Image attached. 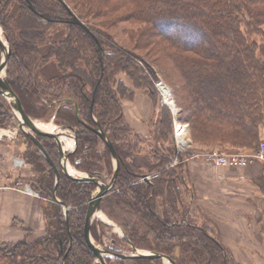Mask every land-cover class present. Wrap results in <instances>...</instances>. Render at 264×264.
Returning a JSON list of instances; mask_svg holds the SVG:
<instances>
[{
    "label": "trees",
    "instance_id": "obj_1",
    "mask_svg": "<svg viewBox=\"0 0 264 264\" xmlns=\"http://www.w3.org/2000/svg\"><path fill=\"white\" fill-rule=\"evenodd\" d=\"M107 1L83 0V4L102 15ZM124 2L133 8V19L150 26L141 37L147 40L156 35L167 44V57L179 69L187 90L179 101L187 108L191 129L197 134L195 143L202 144L203 151L257 153L264 142V10L259 8L264 0ZM15 3L12 27L3 28L11 45L6 79L31 119L48 122L56 116V125L76 131L78 148L71 164L98 178L112 170L111 156L108 150L99 149L102 141L83 124H100L120 162L115 187L102 199L101 209L123 230L124 242L166 255L177 264H239L220 239L208 232L209 224L197 227L188 217L190 209L179 181L190 200L193 192L186 182L185 165L173 164L190 154L181 156L174 146L166 148L146 168L153 175L152 182L141 181L145 166H137L133 158L141 153L142 140L148 137L127 123L122 100L133 99L140 90L157 103V77L152 66L140 67L133 56L111 41L103 42L84 23L74 24L76 16L64 0ZM62 23L69 29L68 36L61 42H49L48 32ZM102 44L107 51H100ZM53 57L60 76L47 79L42 70ZM120 73L128 75L134 89L117 81ZM12 116L0 93V128H7ZM159 119L158 142L172 145V112L162 111ZM38 139L50 157L56 158L54 141L44 136ZM28 143L24 159L35 174L29 185L44 201L45 234L35 241L5 243L0 246V260L5 258L6 264H93L95 256L85 242L84 228L96 186L61 175L57 199L70 208L66 217L53 195V168L38 148ZM104 229L103 224H93L91 234L96 242H101ZM108 264L162 261L116 259Z\"/></svg>",
    "mask_w": 264,
    "mask_h": 264
},
{
    "label": "rangeland",
    "instance_id": "obj_2",
    "mask_svg": "<svg viewBox=\"0 0 264 264\" xmlns=\"http://www.w3.org/2000/svg\"><path fill=\"white\" fill-rule=\"evenodd\" d=\"M64 1H65V3H67L70 10L76 16V18L80 22L84 23L88 28H90L96 37L102 39L103 42H105V40L111 41L115 47L122 50L123 52H126L128 55H131L136 60H138L137 62H138V65L140 67H143L144 64L147 66L151 65L155 74H156L157 80L155 82V87L158 90L157 103H154V101L145 92L140 91V90L135 91L133 99L122 100V108H123L124 117L126 118V115H128V118L130 117L132 120H134V124H136L138 127L144 126V128L147 130L146 134H141L133 128L139 134H141L145 137H148V138L142 140L141 149H140L141 153H136L134 155L135 157L133 158V159H135L134 163H136L137 166H140V164H143V166H145V168L142 170V172L145 174L144 176H147V181L144 178H142L141 179L142 182H147V183L152 182L153 175H149L150 173H148V170L146 168H149L151 166L149 164L151 162H154V158L156 156H160L163 153H165V150L168 147L172 148L174 146V148L176 149L175 143H173V142H172V145L171 144L169 145V143H165V142H158V138L160 137L159 132H160V128H161V126L159 124V122H160L159 115L164 110L165 111L170 110L168 107H165L162 105L163 96L157 87V85L159 83H162L170 92L171 99L173 100V103H174V105L176 107V111H177V117H176L177 121L183 125H188V127H189V136H190L189 139L191 140V142H190L191 152L199 153L200 150H202V152H205V153H215V154H239L240 153V152H230V151L227 152V151L216 150V149H209V150L203 151L204 149H202V148H204V146L202 144H198V143L196 144L195 143L193 137L197 134L195 131H193L191 129V125L189 122L190 117H189V114L187 112V108L184 107L183 104H181V101H179V98H181V96H185L187 93L185 83H184V80H183V78L179 72V69H177L175 64L167 57V51H166L167 44H165L162 41H160L159 39H157L156 35H153L155 37H153L151 39H147V40L144 39L143 37H141L142 34L146 33L150 29V26L144 22L133 19V17H132V9L133 8H131V6L128 3L124 2V0H108L103 5L102 9L105 10V12H104V14L101 15L98 12H96L95 10H91L88 7H86L83 4V0H64ZM14 6H16L15 0H5V2L0 0V29L2 32L1 38L3 41L5 40L3 35H6L3 28L8 29L9 27H12L11 17H12V12H13ZM259 8L261 10H264V5L260 6ZM64 19H66V17H64ZM68 30L69 29H68L67 25L64 23L55 24L51 28L50 32H48L47 39L51 43L54 41L55 42L56 41L61 42L68 36V33H69ZM147 42H149V43H147ZM49 45H51V44H49ZM101 51H104V52L107 51V48L105 46H103V44L101 46ZM1 55H2V52L0 49V58H1ZM10 57H11V53H10ZM10 57L8 59V62H7V67L4 71L5 77H7V74H8ZM84 59H85V57H84ZM56 61H57V59L55 57H53V60L49 63V65H46L43 68V70H42V76L43 77H45L47 79H51V78H55V77L60 76V72L58 70V66H57ZM117 81L119 83L120 82L123 83L129 89H134V85H133L132 81L130 80L128 75H126L124 73H120L117 75ZM137 96L138 97L140 96L142 98L145 96L153 104V107H152L153 111L151 113L152 115L146 121H144L142 119V116H143L142 111H144V109L142 110L141 105H140V102L142 101V99L137 98L139 100L138 104L135 102V99ZM94 120L97 121L96 118H94ZM35 121L39 126H41V127L44 126L43 128L48 129V130H52L55 126H57L53 122V119H51V121H48V122L42 121V120H35ZM126 121H127V119H126ZM127 123H128V121H127ZM83 125L85 127H86V125L89 126V124L87 122H85ZM18 127H19V121H18L17 117L15 115H13V117L10 119V122H8V127L5 129L4 128H0V129L5 130V131H9V130L10 131H14V130L19 131ZM154 132H156L155 136H154ZM173 137H174V129H173ZM49 139H52V138H49ZM19 140L21 141V144L23 145V148H24L22 157L19 160H21V161H23V163H25L24 152L29 147L28 140L30 142H32V141L25 134H23L21 131L19 133ZM68 140L69 139H67V138L60 137V141H61L62 146H64ZM53 141L56 145L55 148H57V150H56L57 151V157L55 158V156H54L53 158H51L50 155L49 154L48 155L53 160V162L57 165L59 170L61 171L60 166H59V157L60 156H59V152H58V147H57L55 140H53ZM0 144H3L1 137H0ZM77 148H78V142L76 145L73 144V146L71 148V152L73 151L72 154H74L77 151ZM103 148L108 150L105 147L104 143L101 142L99 149H103ZM205 149H207V148H205ZM176 152H177V149H176ZM72 154L70 155V157L68 159V165L70 168L76 170L70 161ZM138 154H140V156H138ZM182 155L185 156V155H187V153L182 154ZM110 156H111V154H110ZM178 159L180 162L179 164L186 166V164H187L186 159L188 160V158H186V159L184 158L185 160L184 159L182 160L180 158H178ZM111 160H112V170L111 171H105L102 174V176L99 178L102 182L109 183L112 179L113 172L115 169L114 159L112 158V156H111ZM149 161H150V163H149ZM175 161H176V159H175ZM175 161H174V163H175ZM0 172H1V170H0ZM178 172H180V170ZM181 172H183V171L181 170ZM33 175H35V174H33ZM61 175H63V174L61 173ZM30 181L31 180H29L28 182H26L24 184H26L27 186L30 187V185H29ZM178 184L180 186V190L182 192V195H183L182 197H183V200L185 201V205L188 206V208L190 209L188 211L189 219H192L194 224L196 223V225H198L197 227L205 226L206 224H209L210 230L208 232L210 234L212 233V234H214V236L218 237L217 234L215 233V228L211 225L209 220L207 218H205V216L203 214H201V212L195 211L193 209L192 200H190V196L185 192L184 187L182 186L180 181ZM24 188L26 189V186ZM96 190H97V188L95 189V191ZM24 192H26V191H24ZM42 202H43V208H44V201H42ZM158 204H160V199L158 200ZM160 211L161 210H159V212ZM102 213H103V211H102ZM43 215H44V210H43ZM103 215L104 216H97L95 221H94V223H100V224H103L105 226V229L103 231L104 235L101 238V242L98 243L94 240L95 243L99 247H101L102 249H107V250L111 251L112 253L122 254V255L123 254L133 255V254H135L134 252L136 250H138L139 252H142V253H145V252L146 253H152L149 250L135 249L131 245L126 244L124 242L125 234H124L123 230L116 223H114L113 221L108 219L104 213H103ZM44 220H45V216H44ZM107 221H109L111 223L108 224ZM112 224H114L116 227L112 226ZM21 228L23 229V227H21ZM45 228H46V223H45ZM98 228L102 229V227H100V226H98ZM99 232H101V230ZM29 235L30 234H28L25 237V239H27L28 241H35L36 239H38V238L32 239V240L28 239ZM20 241H22V240H20ZM14 243H16V242H14ZM4 244L5 243H2V244H0V246H4ZM116 259H121V258H116L114 256L105 257V261L107 264H108V260L115 261ZM1 262H2V264H6L7 261L4 258V259L0 260V263ZM175 263L177 264V262H175ZM93 264H99V263H97L96 258H95V261ZM162 264H170V263L168 261H162Z\"/></svg>",
    "mask_w": 264,
    "mask_h": 264
},
{
    "label": "crops",
    "instance_id": "obj_3",
    "mask_svg": "<svg viewBox=\"0 0 264 264\" xmlns=\"http://www.w3.org/2000/svg\"><path fill=\"white\" fill-rule=\"evenodd\" d=\"M144 121L151 117L153 104L147 97L139 100ZM128 123L141 134L147 130ZM7 134L3 139L2 135ZM0 244L40 238L45 234L43 200L24 192L26 182L34 177L29 165H15L24 148L13 131L0 133ZM264 141V138L262 139ZM185 178L193 192L195 211L201 212L215 228L220 241L231 251L239 264H264V161L255 160L245 168L215 167L202 158H190ZM9 185H17L14 189ZM23 185V186H22ZM16 222V223H15ZM23 227V229L21 228Z\"/></svg>",
    "mask_w": 264,
    "mask_h": 264
},
{
    "label": "water",
    "instance_id": "obj_4",
    "mask_svg": "<svg viewBox=\"0 0 264 264\" xmlns=\"http://www.w3.org/2000/svg\"><path fill=\"white\" fill-rule=\"evenodd\" d=\"M74 24L82 25V23L75 18L73 21ZM2 32L0 29V49L2 52L1 58H0V92L8 102L13 115H15L19 121V131L14 130L13 132L19 136L20 131L25 134L32 143L38 148L40 153L43 155V157L46 159V161L51 165L55 172L56 180H55V188H54V198L57 200V202L63 207L65 211L66 217L68 216V212L70 208L67 206V204L60 202L57 199V187L61 180V173L75 181H78L80 183H91L96 186L97 190L92 194L91 200L88 205L87 209V215H86V221H85V228H84V238L85 242L88 245L89 249L94 254L97 263L99 264H107L105 261V257L114 256L116 258L121 259H144V260H155V261H168L170 264H176L170 257L158 254V253H142L136 250L133 255H126V254H115L107 249H102L99 247L91 234V229L94 224V221L97 216H104L101 210V201L102 199L110 193L116 184L117 175L120 169V162L118 159V154L115 150V147L113 143L109 140L103 129L101 128L100 124L98 122L95 123V127L87 126L86 127L90 130H92L104 143L105 147L108 149L109 153L111 154L112 158L114 159V174L112 176V179L109 183L102 182L98 177L95 176H89L85 173L78 172L74 170V173H70L68 171V159L70 155L72 154L71 148H64L62 146L60 137L67 138L73 142L74 145L77 144V133L76 131L68 126H61L57 125L52 130L45 129L41 126H39L35 120L31 119L29 116L26 115L25 111L23 110L21 103L17 99L16 95L14 94L13 90L11 89L5 75L4 71L7 67V62L10 57L11 53V45L9 42V38L6 35L4 36V41L1 38ZM101 51V47H100ZM13 117V116H12ZM55 117H53V122L55 120ZM5 130L0 129V133H4ZM71 135H70V134ZM44 136L48 138H52L55 140L58 152H59V168L57 165L53 162V160L49 157L47 151L39 141L38 137ZM3 139L7 138V134L2 135ZM143 178L147 181V176H143ZM108 224L111 223L107 221ZM112 226L116 227L114 224ZM71 248V245H70ZM70 248L66 254L68 255Z\"/></svg>",
    "mask_w": 264,
    "mask_h": 264
},
{
    "label": "built area",
    "instance_id": "obj_5",
    "mask_svg": "<svg viewBox=\"0 0 264 264\" xmlns=\"http://www.w3.org/2000/svg\"><path fill=\"white\" fill-rule=\"evenodd\" d=\"M161 86H163L165 88V86L162 83H159L157 85L160 93L163 96V102L162 105L165 107H168L175 120L173 123L174 126V143L177 149V154L178 155H182L185 153H189L190 156L188 159L190 158H202L204 159V161L207 164L213 165L215 167H230V168H245L248 165H250L253 161L255 160H260V161H264V142L260 145V149L257 153H239V154H215V153H194L191 152L190 148V139L188 141V139L186 138V140L184 138H182L181 136V132L186 131L189 134V127L188 125H183L180 122L177 121V111H176V107L173 103V100L171 99V104L165 102V98L164 95L162 93L161 90ZM189 138V137H188ZM187 161V159H186ZM179 159L177 158L174 165L179 164ZM15 165L18 167H22L24 165L23 161L21 160H16L15 161ZM3 176L2 173L0 172V189L5 188V186H3ZM13 187L14 189H20V187H18L17 185H9V187ZM27 193H30L31 190L29 188V186L26 187L25 190Z\"/></svg>",
    "mask_w": 264,
    "mask_h": 264
},
{
    "label": "bare ground",
    "instance_id": "obj_6",
    "mask_svg": "<svg viewBox=\"0 0 264 264\" xmlns=\"http://www.w3.org/2000/svg\"><path fill=\"white\" fill-rule=\"evenodd\" d=\"M161 90H162V93H163V95H164V98H165V102H167L168 104L170 103H172L171 102V99H170V92H169V90L165 87H163V86H161ZM44 127V126H43ZM182 134H181V136H182V138H184L185 140H186V138L188 139V141H189V138H190V136H189V134H188V132H186V131H183V132H181ZM189 137V138H188ZM191 141V140H190ZM72 146H73V142L71 141V140H68L67 142H66V144L64 145V148H72ZM68 171L70 172V173H74V169H72V168H70L69 166H68Z\"/></svg>",
    "mask_w": 264,
    "mask_h": 264
},
{
    "label": "flooded vegetation",
    "instance_id": "obj_7",
    "mask_svg": "<svg viewBox=\"0 0 264 264\" xmlns=\"http://www.w3.org/2000/svg\"><path fill=\"white\" fill-rule=\"evenodd\" d=\"M94 193V192H93ZM91 200V199H90Z\"/></svg>",
    "mask_w": 264,
    "mask_h": 264
}]
</instances>
